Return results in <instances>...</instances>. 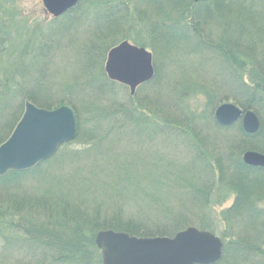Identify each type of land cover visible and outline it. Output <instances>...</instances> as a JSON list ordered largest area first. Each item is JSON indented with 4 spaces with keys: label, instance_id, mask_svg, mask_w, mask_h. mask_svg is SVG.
I'll return each mask as SVG.
<instances>
[{
    "label": "trees",
    "instance_id": "obj_1",
    "mask_svg": "<svg viewBox=\"0 0 264 264\" xmlns=\"http://www.w3.org/2000/svg\"><path fill=\"white\" fill-rule=\"evenodd\" d=\"M178 1L182 0H169L174 6ZM109 2L111 0H80L78 5L54 18L47 26L41 22L31 29L26 22L5 19V26H0V33L3 30V35L0 34V146L21 119L26 101L47 109L57 107L62 102L50 98L53 96L50 84L53 85L54 71L49 63L55 56L54 43L55 40L58 43L62 37L74 38L82 27L90 33L89 37H96L77 47L80 48L76 51L77 55L88 60L90 67L98 68L101 79H90L77 90L87 91L89 95L102 99L103 90L113 92L118 82L109 80L103 69L106 54L116 43L108 39L116 31L110 25L116 15L112 11L118 7L107 8L106 12L101 9ZM158 5L159 10H156L161 13L164 7ZM185 8L178 16L169 13L171 17L166 15L158 23H151L153 39L150 45L156 75L153 80L140 85L136 95L142 87H154L160 82L157 54L160 56L171 49L187 47L198 53L200 58L207 56L213 63H222L221 78L223 82L225 79L226 84L221 86L228 89L202 88L208 95L213 93L217 98L225 99L229 97L227 90L232 91L234 94L230 99L244 109L254 110L259 116L261 126L258 132L247 133L241 123L230 127L218 126L226 131L235 129L236 133L231 144L218 154L212 152L214 145L207 146L209 149L206 150L191 145V159L187 160V156V162L177 174L168 171L165 176V171L161 172L162 181L165 177L170 182L167 184L165 181L170 192H166V195L164 191L154 193L155 196L145 194L146 208L151 211L160 209L165 223L160 224L151 217L144 222L141 219L143 216H140L144 212L142 208L137 217L124 210L122 204L114 213L101 210L99 203L109 199L105 192L114 198L130 196L124 187L115 189L111 186L115 185L114 180H109L115 174V168L104 158L107 153L102 151L108 148L103 140L120 133V130H132L134 127L141 130L135 134L146 133L156 137L165 131L172 134L176 130L177 134H185L184 127L196 134L211 128L202 127L194 121L200 119L199 115L163 117L158 112L153 114L160 117L137 114L136 117L125 116L127 120L123 122L118 116L129 112V109H118L111 104L101 111L94 105L89 118L93 126L89 131L83 130L77 117L78 132L74 141L81 140L79 142L84 147L70 148L74 141L66 143L52 157L34 167L10 170L0 176V264L5 263L6 254L24 257L19 264H103L94 238L97 232L106 229L125 231L140 237H172L190 224L211 230V218L210 221L203 219L200 222L193 215L194 210L183 207L188 200L199 209L211 208L214 203H210L209 194L216 183L225 185L227 192L234 197L232 204L219 213L218 221L224 223L225 229L222 231L223 259L218 264H264V168L247 165L242 160L243 152L248 149L264 152V0H205L199 3L188 0ZM14 13L11 20H14ZM110 18L112 20H108ZM216 23L223 29L224 35L215 39L212 25ZM21 32L27 36L23 44L20 41ZM103 39L106 40L103 42ZM221 57L225 59L222 61ZM95 81L98 82L97 87L94 86ZM124 88L128 89L126 86ZM180 90L175 88V99L184 100L185 93ZM129 96L130 99L135 98L134 95ZM173 104L176 105L175 100ZM182 124L187 126L181 127ZM170 125L173 128L167 127ZM96 151L102 154L97 156L98 165L93 160ZM141 157L135 166L143 171ZM116 168L119 169L117 176H128L134 170L131 167V170L127 169L125 164ZM186 172L192 176V180L183 178ZM141 176L138 177L137 173L135 180L129 178V182L146 184L144 175ZM172 202L179 204L178 208L182 211L174 212L170 206ZM138 219L141 220L133 221Z\"/></svg>",
    "mask_w": 264,
    "mask_h": 264
},
{
    "label": "rangeland",
    "instance_id": "obj_2",
    "mask_svg": "<svg viewBox=\"0 0 264 264\" xmlns=\"http://www.w3.org/2000/svg\"><path fill=\"white\" fill-rule=\"evenodd\" d=\"M157 1V3H153L152 0H111V2H109L106 6H103L101 8L104 12H106L107 8L118 7L112 11L116 13V15L113 16V21L111 25L108 24L116 30L115 32H113V35L110 34L109 36L111 38L112 36H114L113 39H108V36H106L109 42L116 41V43L112 47H110L109 50L114 46L120 44L122 41H127L137 47L145 48L152 54L154 67L153 79L156 75V68L154 66L155 64L153 49L150 45L153 39V36L151 35V23H158L166 15V17H171L169 13H175V15L178 16L183 10H186L185 4L188 3V0H182L180 2H177V6H174L170 4L169 0ZM202 1L205 0H201L199 2ZM158 4H160L161 8L164 7V11H162L161 13L157 11L159 10ZM13 12H15L14 20H11V14ZM238 14L240 13L238 12ZM54 18L56 17H53L46 11L42 0H0V26L2 27L5 26V19L8 21H16L18 23L26 22L27 26H29L31 29L33 26L41 22L47 26V24L52 22ZM112 19L110 18L108 20ZM212 26V32L215 39L224 35V31L223 29H221V26H219L218 23H216L215 26ZM193 28H196V26L192 27V29ZM80 31L81 32H79L74 38H70L69 36L62 37L58 40V43L55 40V47L53 49L55 50V56L51 59L49 63V66L52 67L54 71L52 78L53 85L50 84L53 96H50V98H52V100H58L62 102L58 104L59 106L48 110H53L60 106H69L73 109L75 113L76 124L77 117H79L81 121V126L84 131H86V129L87 131H89V128L93 126L89 123V121H91V108L95 105L96 109L98 107V110L103 111L106 105L111 104H115L113 106L117 107L118 109H122V107L124 109H129V112L121 113L120 116H118L123 122H126V117H136L137 114H140L142 117H160L157 114H153L158 112L161 113L163 117H196L195 115H199L200 119H195L194 121L202 127L211 128V130L204 129L203 133L199 132V134H196L193 131H189L187 127H184L187 126L186 124H182L181 127H184L183 130L185 129V134H177L176 130L173 129L175 130V132L172 130V134H168L165 131L166 134L164 133L161 135H157L156 137L152 134L148 136V134L146 135V133H144L145 135L135 134L134 132H139L141 130H138V128L134 127L132 130H120V133H117L113 137H111L112 135L108 136V139L103 140V142H105L104 146L108 148L107 150L102 151V153H107L104 158H107L108 163L111 164V167L115 168V174L112 173L113 177L109 179L111 181L114 180L113 183L115 185L111 186L115 189L124 187V191L130 192V196L125 199L114 198L111 194L105 192V195L109 199L106 202L105 200H103V203L99 199V202L102 203H99L101 210L108 213H114L120 209V206L122 204L125 207L124 210L129 211L130 215L137 217L142 208L144 209V212L140 216H143L141 219L144 222H146V219L151 217V220H154L160 224L165 223L163 220L164 218L162 219L160 216V209L153 211L149 210L148 208H146L145 199V194L155 196L154 193H162V191H164V194L166 195V192H170V187L165 184V181L167 182V184H170V182L166 180L165 177L162 181L161 172L165 171L166 176L168 171L169 173L174 174L180 168L182 169L187 160L189 158L191 159L192 155L191 152H189L191 147L200 146L206 150L209 149L207 148V146L209 147L210 145H214L215 150H212V152L214 154L220 153L222 150H225L228 145L231 144V141H233V135L236 134L234 131L235 129H231L229 131L220 129L218 126H227H221L215 120V110L219 105L223 103H232L239 106L235 101L232 100V98H229L232 97L234 93H232V91L230 92L229 90H227L229 97L225 99L223 97L217 98V96H215L213 93L212 95H208L205 90H213L218 88H221V90L228 89L221 86L226 84L225 79L224 82L222 80V63H213V61L211 59H208L207 56L200 58L198 53L186 49L187 47H183L182 49L177 50L171 49L167 51V54L161 53L160 56L157 54V61L159 65L158 80H160V82L154 87H142L139 93L136 95L137 89L139 87L138 86L135 93L133 94L134 96L136 95L135 98L130 99L129 94H132L130 93L129 87L126 86L128 88L126 90V88H124L125 85L118 82V84L114 85L113 92H107L103 90L104 92L102 94L104 95V98L102 99L97 95H89V92L87 91L77 90L82 88L85 82L90 79H101L98 68L90 67L88 60H86L84 57V60H82L83 58L81 59L79 54L78 57V52H76L78 51V49H80L77 47L84 46L83 44L85 42H88L91 38L95 39L96 36L93 37V35H91V37H89L90 33L86 30V28L83 29V27L80 29ZM2 33L3 30L0 34L3 35ZM20 36V41H22L23 44L26 41L27 36H24V32H21ZM105 40L106 39H103V42ZM142 43H145V45L142 46ZM202 44L203 42H201V45ZM108 52L103 63V69L106 77L107 74L105 72V64L107 61ZM223 59L225 58L221 57L222 61ZM94 86H98L97 81H95ZM202 87L205 89H203ZM225 87L231 86L226 85ZM175 88L176 90L181 89L182 92L185 93L184 100L183 98L182 100L175 99ZM174 100L176 105L173 104ZM36 106L40 107L38 105ZM144 107L146 109H144ZM244 110L246 111L250 109ZM237 123H241V120L234 124ZM171 126L172 125L167 127L173 128ZM143 132L145 131L143 130ZM123 133L125 135H122ZM194 137L198 139L196 140L194 139ZM79 141L81 140H75L74 143L70 146V148L84 147L85 145ZM63 145H61L60 147H62ZM108 146L111 148H109ZM246 151H257L264 154V152L255 149H248ZM245 152H243V154ZM100 154L101 152L96 151V154L94 155L96 157L91 156V158L94 157L93 160H95L96 165H98L97 156H99ZM139 154V157L143 155V157H141L143 159V171H141L139 167L135 166L137 160L140 159L139 157H136ZM109 164L107 165V167H109ZM123 164H125L127 166V169L129 170H131L130 167L133 168V173H131L130 175L128 174V176L127 174H125L126 176H117L116 172H118L119 169L116 167L119 165L121 167V165ZM136 172L138 173V177L140 178H142L141 174L144 175V178L146 179V184L144 182L138 184L132 183L131 181L129 182V178H133V180H135L137 174ZM186 173V177L183 178H185L186 180H192V176L188 172ZM171 183H173V180L171 181ZM226 189L227 187L225 185L219 186L216 183V186L213 187L211 193L209 194V198L211 199L210 203H214L211 208L199 209L198 206H192L190 202H188V200H186V206L183 207L184 209H186V207H189L190 211L194 210L193 215L198 218L200 222H203V219H208L210 221L211 218V230L201 229L196 224L187 225L182 230H185L188 227H196L199 230L209 231L219 237L224 244V241L222 239V231L225 229V225L224 223L218 221L219 213L221 212V210L228 208L232 204L234 198L233 195L227 192ZM186 190L187 187L184 188V192H186ZM223 190H226V192ZM96 204H98V202H96ZM178 205L179 204H177L176 202H172L170 206L171 209L174 210V212L182 211V209L179 210ZM141 219L133 221H140ZM154 221L151 223H154ZM169 222L170 221H168V223ZM236 230L237 228L235 229V232ZM254 230L255 229H252V231ZM114 231L125 232L120 230ZM248 233H250V230L248 231ZM134 236L140 237L139 235ZM1 246L2 242L0 241V254L2 252ZM4 258V264H15L17 262L19 264L22 260H24V257H10L9 254H6ZM222 259L223 258H221L218 263H220Z\"/></svg>",
    "mask_w": 264,
    "mask_h": 264
},
{
    "label": "water",
    "instance_id": "obj_3",
    "mask_svg": "<svg viewBox=\"0 0 264 264\" xmlns=\"http://www.w3.org/2000/svg\"><path fill=\"white\" fill-rule=\"evenodd\" d=\"M46 11L59 17L79 0H42ZM199 2L201 0H194ZM107 77L129 87L133 95L138 86L154 77L151 52L122 41L108 52ZM215 120L230 126L241 120L244 131L258 132L261 126L253 110L223 103L215 110ZM77 136L76 116L69 106L53 110L26 102L23 116L10 137L0 146V176L10 170H27L52 157L59 147ZM247 165L264 168V154L246 151ZM95 243L103 264H216L223 255L222 240L209 231L188 227L173 237L142 238L114 230L99 231Z\"/></svg>",
    "mask_w": 264,
    "mask_h": 264
}]
</instances>
